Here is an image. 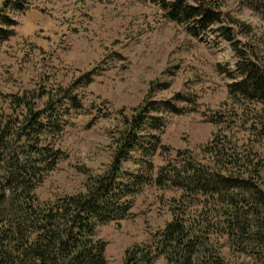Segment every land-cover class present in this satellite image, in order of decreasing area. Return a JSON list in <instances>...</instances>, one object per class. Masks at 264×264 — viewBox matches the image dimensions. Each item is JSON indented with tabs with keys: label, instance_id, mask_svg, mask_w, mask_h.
Wrapping results in <instances>:
<instances>
[{
	"label": "rangeland",
	"instance_id": "rangeland-1",
	"mask_svg": "<svg viewBox=\"0 0 264 264\" xmlns=\"http://www.w3.org/2000/svg\"><path fill=\"white\" fill-rule=\"evenodd\" d=\"M208 1L247 25L251 34L240 38L264 57V0ZM15 2L22 9L9 11L16 26L0 48V110L6 97L61 90L80 103L78 109L65 103L67 123L54 138L65 156L37 190L41 201L81 191L83 169L103 173L112 160L120 112L132 115L147 99L160 104L154 116L163 124L144 137L148 148L156 146L153 135L161 139L149 157L156 172L168 161L179 162V151L203 159L214 140L225 136L240 154L257 158L264 175V105L230 95L237 59L228 42L169 21L161 0ZM144 161L134 154L126 173H146ZM179 196L146 185L134 198L131 219L101 226L98 238L107 243V264H124L131 247L150 243L173 221L169 200ZM213 239L231 264L249 261L232 253L228 238Z\"/></svg>",
	"mask_w": 264,
	"mask_h": 264
},
{
	"label": "trees",
	"instance_id": "trees-1",
	"mask_svg": "<svg viewBox=\"0 0 264 264\" xmlns=\"http://www.w3.org/2000/svg\"><path fill=\"white\" fill-rule=\"evenodd\" d=\"M169 21L188 25L192 32H211L233 49L236 76L230 95L264 105V57L244 42L250 28L208 0H161ZM21 10L15 0H0V48L16 26L9 17ZM46 97V100H44ZM42 101L40 107L37 102ZM80 108L69 90L6 97L0 110V264H107V243L98 238L101 226L131 219L134 198L146 185L180 193L169 200L173 221L147 244L134 245L124 264H231L213 237L228 238L236 264H264V175L257 158L242 155L225 136L214 140L203 159L179 151V162L158 169L149 161L161 139L150 128L162 123L154 112L160 104L147 99L132 115L123 110L112 136V160L100 174L81 170L83 189L43 202L37 190L65 153L55 137L66 126V101ZM170 108L175 111L174 106ZM149 133V132H148ZM136 153L145 158L146 173L128 174L124 166Z\"/></svg>",
	"mask_w": 264,
	"mask_h": 264
}]
</instances>
